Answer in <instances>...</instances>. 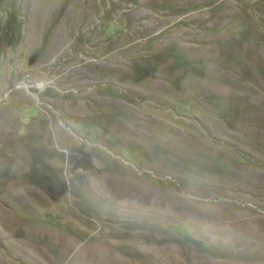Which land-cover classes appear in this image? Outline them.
Masks as SVG:
<instances>
[{"label": "rangeland", "instance_id": "1", "mask_svg": "<svg viewBox=\"0 0 264 264\" xmlns=\"http://www.w3.org/2000/svg\"><path fill=\"white\" fill-rule=\"evenodd\" d=\"M0 264H264V0H0Z\"/></svg>", "mask_w": 264, "mask_h": 264}, {"label": "trees", "instance_id": "2", "mask_svg": "<svg viewBox=\"0 0 264 264\" xmlns=\"http://www.w3.org/2000/svg\"><path fill=\"white\" fill-rule=\"evenodd\" d=\"M87 166H89V165H87ZM57 190L58 191H54L51 188L47 189V193L51 199H53V200L56 199L65 190V186L63 184H58Z\"/></svg>", "mask_w": 264, "mask_h": 264}, {"label": "bare ground", "instance_id": "3", "mask_svg": "<svg viewBox=\"0 0 264 264\" xmlns=\"http://www.w3.org/2000/svg\"><path fill=\"white\" fill-rule=\"evenodd\" d=\"M22 85H24V86H25V84H22Z\"/></svg>", "mask_w": 264, "mask_h": 264}]
</instances>
